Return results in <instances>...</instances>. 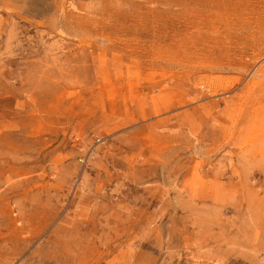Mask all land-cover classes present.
I'll list each match as a JSON object with an SVG mask.
<instances>
[{"label": "rangeland", "instance_id": "obj_1", "mask_svg": "<svg viewBox=\"0 0 264 264\" xmlns=\"http://www.w3.org/2000/svg\"><path fill=\"white\" fill-rule=\"evenodd\" d=\"M0 264H264V0H0Z\"/></svg>", "mask_w": 264, "mask_h": 264}, {"label": "bare ground", "instance_id": "obj_2", "mask_svg": "<svg viewBox=\"0 0 264 264\" xmlns=\"http://www.w3.org/2000/svg\"><path fill=\"white\" fill-rule=\"evenodd\" d=\"M253 126V125H252ZM258 148V147H257Z\"/></svg>", "mask_w": 264, "mask_h": 264}]
</instances>
